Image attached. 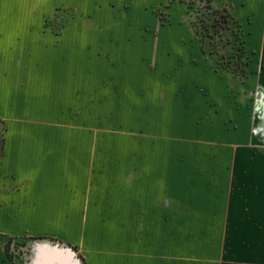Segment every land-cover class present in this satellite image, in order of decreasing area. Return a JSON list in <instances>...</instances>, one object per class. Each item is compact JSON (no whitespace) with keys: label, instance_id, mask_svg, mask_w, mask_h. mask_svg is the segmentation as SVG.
I'll return each instance as SVG.
<instances>
[{"label":"crops","instance_id":"0c3cea01","mask_svg":"<svg viewBox=\"0 0 264 264\" xmlns=\"http://www.w3.org/2000/svg\"><path fill=\"white\" fill-rule=\"evenodd\" d=\"M167 1L0 0V113L8 127L0 155V264H207L203 249L187 247L186 232L157 236L135 231V217H142L141 209L145 217L143 209L153 208L159 200L179 207L176 218L186 222V210L181 208L189 193L194 201L210 200L211 213L212 208H225L219 177L214 185L197 178L204 164L211 174L219 173L220 158L227 162V172L234 170L235 189L230 190L227 205L230 228L236 223L244 228V247L229 248L228 236L225 255L241 254L243 264H248L246 257L259 256V264H264V249L248 244L253 239L246 232L248 227L260 231L264 240V132L260 130H264V110L252 107L253 93L258 99L264 89V0H209L238 24L241 44L253 54L246 62L248 71L238 79L210 67L188 23L186 0ZM161 4L168 20L159 25ZM141 16H151L152 23H141ZM148 31H156L157 36L144 35ZM156 40L172 50L170 61L179 64L176 75L184 78L181 73L187 71L186 78L202 98L203 106L195 101L181 108L186 113L181 125L200 129L206 122L215 124L219 130L214 129L209 139L196 138L197 131H173L166 114L170 110L158 109L162 130L156 129L153 105L143 109L139 105L136 110L147 112L143 128L128 123L126 128L109 129L103 121L88 120L78 124L74 120L81 110L71 107L67 111L74 115L62 121V130L45 131L53 121L34 112L43 111L49 96L57 95L61 79L66 85L77 78L76 65L82 64L83 79L100 68L103 85L121 84L125 67L133 69V64L142 62L145 54L140 55L139 47L153 48ZM113 71L120 75L113 77ZM151 74L140 91L144 95L147 91L148 97L157 80ZM117 94L115 90L110 95ZM80 125L98 131L94 147L84 131L83 155H76ZM161 165L165 169L175 165V184L181 180L185 184L178 188L156 183ZM79 175L83 183H75ZM146 175L155 179L138 180L135 187V176L144 180ZM135 191L139 192L137 215ZM25 239L30 246L26 261L10 248L13 241ZM236 239L238 243L241 236ZM216 256L210 264H235L234 259L222 263Z\"/></svg>","mask_w":264,"mask_h":264},{"label":"rangeland","instance_id":"374dc122","mask_svg":"<svg viewBox=\"0 0 264 264\" xmlns=\"http://www.w3.org/2000/svg\"><path fill=\"white\" fill-rule=\"evenodd\" d=\"M173 1L174 0H170V3ZM186 2L188 3V6H190L187 13L188 23H190L195 30L196 36L199 37L202 51L206 54L210 67L214 70L228 72L237 79L243 77L248 71L246 62H248L249 58L251 59L253 57V54L251 56L250 52L242 46V31H240L238 24L231 20L228 12L225 11L223 7L213 8L209 0H186ZM163 4L157 9V22L159 25L166 23L165 20H168V13L165 11ZM165 4H169V2L165 0ZM152 21L153 18L151 16H141V23L143 24H150ZM103 23L106 22L103 21ZM153 32L157 36V32ZM153 32L148 31L143 33L144 35H151ZM139 43L143 45L142 41ZM149 46L150 47L147 48L143 47V49L142 46L139 47V50L141 51L139 52L140 55L142 53L145 54L144 57L141 58L142 62L139 65L133 64V69L125 67L124 72L122 73L123 80L121 84L113 83L112 85L109 84L108 87L103 85L98 77V73H101L100 68L96 69L97 73L94 71L92 72L93 77L88 78L85 75V79H83L84 73H81L83 70L82 64L76 65V72H79L78 74L75 73L77 74V78L69 81L66 85H64L66 80L61 79L57 95L54 97L52 95L49 96V102H44L45 106H42L44 109L43 111L34 112V114L42 115L44 120L53 121L52 126L46 128L45 131L55 128L62 130V121L66 120L68 117L69 120H71L72 115H74L71 110L67 111V109L71 107H74L78 111L79 109L81 110V113H78V115L80 114V117L75 116V120L73 119L78 124H83L88 120V123L103 121L110 126L109 129L113 127L126 128L128 123L133 125L139 124L140 128H143L146 123L147 112L139 111L140 113H138L136 110L139 105L140 109L147 107V105H153L154 109L157 110V121L155 122V125H159V128L155 127L156 129L162 130V119H159L158 109L161 111L170 110L166 114L171 118L173 131H180L183 133H186V131H197L199 134H194L197 135L196 138L209 139V136L214 129L215 131L219 130L215 124L213 125L212 123L206 122V124L200 129L196 127L189 128L184 124L181 125L180 119L182 116L186 115L185 111L181 110V108L186 109L190 103H194L195 101L203 106L202 98L196 95L194 91L192 80L188 81L186 78L188 72L181 73L185 75L184 78H182L180 74L176 75L177 71L175 70L179 64L170 61L171 58H173V56L170 55L172 50L163 47L164 42H158V40H156L153 48V45ZM253 50L252 52H254ZM261 66L264 73V63ZM80 73L81 77H79ZM148 74L155 75V78L157 79L156 82H154L155 88H151V91L155 90V92L150 95V97L146 94L147 91L145 95L140 92L150 78L147 76ZM111 75L116 77L119 76L120 73L113 71L111 72ZM163 77H166V81H164ZM158 81L161 83H158ZM236 86H238V84H236ZM66 89H69L71 93H75L66 94ZM115 90H118V94L111 96L110 94ZM131 91H134L135 93L132 94ZM259 92L261 95L258 96V99L255 93H253V95L254 98H256L252 99V107L256 111H258V109L264 110V89ZM105 93H107V95H105ZM236 101L238 103V99ZM181 104H183V107H181ZM52 109L53 111H51ZM90 110L93 111L88 112ZM29 114V118L36 119L32 113ZM140 115L141 118L139 119ZM80 128L81 134L76 142V147L78 148L76 155H83L82 149L85 145L84 131L89 136L91 145L93 147L96 145L95 132L98 131V129L96 127L84 125H80ZM7 129L6 117H3L0 113V155L4 154V143L6 142L5 135ZM119 130H121V128L116 129V131ZM260 130L264 132L263 129ZM190 161L192 166L193 161ZM226 165L227 162H224L220 158V167L216 168L219 173L211 174L212 170L209 166L204 164L202 172L198 171L197 175V178H201L202 182H205L206 184L209 183L210 185H214L216 178L219 177L217 186L219 188V195H221V189L224 191L223 203L225 204V208H212L213 212L211 213L210 200L204 202L202 199L201 201L196 200V202L193 200L194 197L192 194L189 193L186 195L185 203H183V207L181 208H185L187 215L186 222H183L176 218V215L179 212V207L176 209L174 203L169 207L167 206L169 202L166 203L164 201L156 200L153 202V208L145 207V209H143L146 213L145 217L142 209L140 210L142 217H135V231L140 230L142 232L145 230L150 233H155L157 236L163 232L184 231L187 233L188 237V248L203 249V263L210 264V261L216 259V254H218L220 260L222 258V263H226L228 258L229 260L234 259L235 264H243V259L245 257L241 254H236L234 258L225 255L228 236H231L229 248L232 250H240L244 247L242 241L244 228L242 223H236L234 228H230L232 223H229L230 218L228 217V213H230V208H227V205L230 203L228 195H230V190L231 193H233L235 183L233 177L234 170L231 169L227 172L225 169L227 168ZM175 168V165L174 167L171 165L169 169H165L163 166L161 169L159 168V176L158 178L156 177L155 182L158 183L159 181H163L164 183L172 184V186L178 188L181 183L185 184V181L182 180L175 184ZM142 177L143 176H135V187H137L136 185L139 184V181L140 183H145L151 182L152 178L155 179L152 175L144 176V180H141ZM74 181L75 183L77 181L83 183V176L79 175L76 178L74 177ZM138 198L139 192L135 191V215H137ZM142 199L143 200H140H146L144 198ZM216 211H218L216 214L217 216L215 215ZM238 211L240 213L242 209L238 208L237 212ZM146 219L149 221L146 222ZM81 232H83V229ZM246 232L248 233L249 239H253L251 241L248 240V244L258 247L256 249H264V240L261 239L260 231L248 227ZM237 235L241 236L238 243H236ZM247 247L250 246L247 245ZM10 248L13 255L17 254L19 255V258H23L24 261L27 260L26 257H28L30 253V246L27 240L25 242L13 241ZM246 258H249V260H246L245 263L259 264V256H248Z\"/></svg>","mask_w":264,"mask_h":264}]
</instances>
